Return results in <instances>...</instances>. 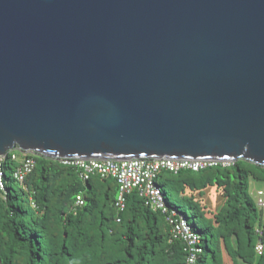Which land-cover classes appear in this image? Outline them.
Wrapping results in <instances>:
<instances>
[{
	"label": "water",
	"instance_id": "95a60500",
	"mask_svg": "<svg viewBox=\"0 0 264 264\" xmlns=\"http://www.w3.org/2000/svg\"><path fill=\"white\" fill-rule=\"evenodd\" d=\"M264 165V0H0V155Z\"/></svg>",
	"mask_w": 264,
	"mask_h": 264
},
{
	"label": "trees",
	"instance_id": "16d2710c",
	"mask_svg": "<svg viewBox=\"0 0 264 264\" xmlns=\"http://www.w3.org/2000/svg\"><path fill=\"white\" fill-rule=\"evenodd\" d=\"M35 158V169L23 182L13 177L17 162L10 153L5 158L0 264L184 263L185 245L172 238L167 213L147 205L136 190L121 211L115 178L84 179L59 158ZM252 180L264 183V165L245 159L159 173L157 184L170 209L183 213L202 237L200 264H264V208L250 193ZM209 187L223 197L214 211L201 200ZM79 195L84 205L77 206Z\"/></svg>",
	"mask_w": 264,
	"mask_h": 264
},
{
	"label": "built area",
	"instance_id": "2783aa9c",
	"mask_svg": "<svg viewBox=\"0 0 264 264\" xmlns=\"http://www.w3.org/2000/svg\"><path fill=\"white\" fill-rule=\"evenodd\" d=\"M10 153L12 160L17 162L13 171V177L23 182L33 172L36 166L37 153L18 152L10 150L0 155V190L5 192L7 181L5 176V158ZM65 165L74 166L81 171L84 179L93 175L100 177H113L119 185V193L116 199V206L124 210L127 195L136 190L145 200L146 204L153 209L167 213V221L173 239L181 240L185 245L186 258L183 264H200V258L204 252L202 237L190 224L187 217L177 209H170L162 188L157 184V178L161 171L178 173L182 170L199 171L207 167L230 162L217 161L212 159H177V158H134L126 160L117 159H84V158H61ZM257 205L264 208V190L257 191ZM77 206L84 205L81 195L77 196ZM262 234L261 230L257 231ZM256 249L261 253L263 244L259 242Z\"/></svg>",
	"mask_w": 264,
	"mask_h": 264
},
{
	"label": "rangeland",
	"instance_id": "374dc122",
	"mask_svg": "<svg viewBox=\"0 0 264 264\" xmlns=\"http://www.w3.org/2000/svg\"><path fill=\"white\" fill-rule=\"evenodd\" d=\"M18 152L21 153V151H19V150H18ZM260 189L264 190V183L263 182H258L255 180H252L250 182V193L252 194V196H254L256 198L257 197V191ZM201 200L204 204H206L208 206L210 211H214L222 203L223 197H222L220 191L216 187H209L205 191L204 196L201 197Z\"/></svg>",
	"mask_w": 264,
	"mask_h": 264
}]
</instances>
